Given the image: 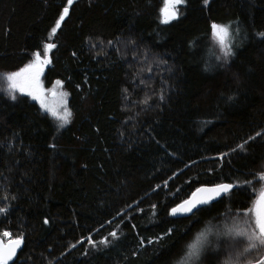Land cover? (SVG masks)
<instances>
[{
    "label": "trees",
    "instance_id": "16d2710c",
    "mask_svg": "<svg viewBox=\"0 0 264 264\" xmlns=\"http://www.w3.org/2000/svg\"><path fill=\"white\" fill-rule=\"evenodd\" d=\"M66 4L0 0V234L11 233L0 237L24 241L10 264H178L208 227L226 233L202 264L258 258L237 260L229 245L246 246L235 232L264 191V0H184L168 23L164 0H73L50 37ZM212 22L241 29L227 61ZM46 43L56 45L46 79L63 81L72 113L59 130L5 90L4 76L44 57ZM246 180L188 219L169 215L197 187ZM89 236L114 246L93 249Z\"/></svg>",
    "mask_w": 264,
    "mask_h": 264
},
{
    "label": "snow or ice",
    "instance_id": "6c2138e0",
    "mask_svg": "<svg viewBox=\"0 0 264 264\" xmlns=\"http://www.w3.org/2000/svg\"><path fill=\"white\" fill-rule=\"evenodd\" d=\"M209 0H203V3L207 5ZM184 3V0H164V7L161 9L162 21L164 23H168L170 20L176 19L179 15L176 10V6ZM73 4V0H67V4L63 7L62 12L59 15V18L55 20V25L51 28L49 32V36H53L57 33V30L61 27V22L65 19V17L69 14V7ZM211 35L214 38H218L221 51L223 52V58L225 61L230 56H233L235 53L232 50V43L225 42L226 38L229 41H235L239 33L241 31L238 22H231L229 24H217L212 22L210 24ZM260 37H264V32L257 33ZM111 43V42H109ZM56 45L54 43H46L43 45V50L45 52V56L42 59L40 53H35V58L29 63L24 64L18 70L7 73L5 79L8 83V94L9 98L15 100L17 97L15 95L16 92L19 93H27L29 96H32L33 99L38 100L42 108H47V104L45 103L44 93L45 90L40 80V76L43 72L44 66L51 63V60L48 58L47 53L54 49ZM205 70H208L207 67ZM57 85H63V81L57 80ZM55 95V93H53ZM61 96H66L67 93H61ZM163 93L160 94V99H163ZM234 98L232 96L226 97L227 101H232ZM147 103V99L144 101ZM51 111V109H49ZM53 115L60 121L57 130L63 128L65 125L70 123L71 118V110L67 108L66 104L62 113H57L53 111ZM257 136H260L261 133H256ZM249 140H252L253 137H249ZM244 143H247L245 141ZM55 147V145H52ZM244 144L237 145V149H243ZM236 149H233L235 151ZM226 155L222 153L221 156ZM252 176H257L256 173H250ZM264 181V172H260L258 178L255 182ZM254 181L246 180L243 183L237 182L233 183H216L212 184L208 182L207 184L202 185L201 187H197L195 191L191 193L188 199L182 200L180 203L176 204L174 207L170 209L169 215L173 217H181V218H190L187 214H192L193 216L197 211H200L201 208L198 206L208 205L210 202L216 200V198L221 197L222 194L228 193L230 190L234 188H243L250 187ZM164 184H167V181H164ZM157 188L160 186L157 185ZM7 199V197H5ZM14 199V197H13ZM255 209L248 210L249 212L254 211V219L250 216L248 220L244 221L245 227L242 229H237L235 232V236L243 237L244 240L247 241L246 246L242 248V250L235 251L239 242L234 241L229 245V248L232 250L231 255L235 257V259L239 260L241 257H245L247 254L252 252H256L258 258L254 260H248L247 264H264V191H261L259 194V199L255 202ZM155 208V205L152 206ZM195 210V211H194ZM7 208H0V214L6 213ZM119 215V213H117ZM198 222V221H197ZM44 224H48L49 221L47 218L43 220ZM135 228V225L132 226ZM173 229L169 228L166 233L161 236H157L154 238H146L148 245H153L155 241H159L164 238V236L171 234ZM231 232V229L227 230ZM219 234V233H218ZM3 237H10L11 233L8 231H4L2 234ZM109 236L115 239H118V233L116 231H112L109 233ZM87 243H89L93 249H96L98 245L104 246L107 248L109 245L114 246V240H109L108 237H102L99 241L92 240L91 237H86ZM23 243V233L21 232L15 239H8L7 242L0 240V264H9V261L13 260V257L16 256L17 249L21 247ZM80 243V241H77ZM145 246V238H141L138 242V247L143 248ZM71 247H75V245H71ZM133 255H137V252H133ZM154 255L158 258L160 256V252H154ZM187 257L189 259L201 258V250L198 247L190 248L187 253ZM207 258V257H204ZM209 264H214V262L210 259ZM218 264V261L216 262Z\"/></svg>",
    "mask_w": 264,
    "mask_h": 264
},
{
    "label": "rangeland",
    "instance_id": "374dc122",
    "mask_svg": "<svg viewBox=\"0 0 264 264\" xmlns=\"http://www.w3.org/2000/svg\"><path fill=\"white\" fill-rule=\"evenodd\" d=\"M180 5L181 4L176 6L177 11H178ZM163 7H164V5H163ZM225 42H231L232 43V49L237 48L236 47V45H237L236 40L235 41H229L228 38H226ZM41 58L43 59L44 57L41 56ZM42 74H43V76H42ZM42 74L40 76V80H41V83H42L43 88L45 90L44 99H45V103L48 106L47 108H42L40 105V102L38 100L33 99V97L29 96L27 93L16 92L15 95L28 97L32 101L36 102L38 104V106L40 107V109L44 113L49 114L53 119H55L58 123H60V121L56 118V116L53 115V111H55L57 113H62L63 109L65 107V104H66L67 108L69 109V106H68L69 93L65 89L64 84L62 86L57 85L56 84L57 80L55 82H53L52 84H49L47 79H46V76H45V71ZM5 76H4V79H5ZM5 82H6L5 90L8 93V91H7L8 83H7L6 79H5ZM62 92L67 93V95L61 96L60 94ZM53 93H55V95ZM49 109H51V111H49ZM255 207H256V204H255L253 209H255ZM252 212H253V215H255L254 211H252ZM225 233L226 232L222 231L219 227H208V228H205L204 230L198 232L195 239L191 243L189 249L192 247H198L201 250V258L200 259H196V258L189 259L186 255V257L184 259H182L178 264H202L203 261H206V259H208V256L211 253H216V251L218 250V248L220 247V245L222 243L221 240L224 238L223 235ZM204 257H207V258H204Z\"/></svg>",
    "mask_w": 264,
    "mask_h": 264
},
{
    "label": "water",
    "instance_id": "95a60500",
    "mask_svg": "<svg viewBox=\"0 0 264 264\" xmlns=\"http://www.w3.org/2000/svg\"><path fill=\"white\" fill-rule=\"evenodd\" d=\"M47 66H48V64L44 66V69H45ZM44 69H43V70H44ZM224 183H227V182H224ZM200 187H201V186H200ZM226 194H227V193L222 194L221 197H223V196L226 195ZM221 197L216 198V200L219 199V198H221ZM213 202H214V201H213ZM210 203H212V202H210ZM210 203H209V204H210ZM202 206H204V205H201V206H198V207H202ZM194 211H195V210H194ZM187 215H190V214H187ZM177 217H179V216H177ZM0 240H3V239L0 237ZM3 241H4V240H3ZM4 242H7V241H4ZM23 244H24V241H23L21 247H20L19 249H17L16 256L13 257V260H12V261H9V264L12 263V262L17 258L19 251H20L21 248L23 247Z\"/></svg>",
    "mask_w": 264,
    "mask_h": 264
},
{
    "label": "bare ground",
    "instance_id": "6f19581e",
    "mask_svg": "<svg viewBox=\"0 0 264 264\" xmlns=\"http://www.w3.org/2000/svg\"><path fill=\"white\" fill-rule=\"evenodd\" d=\"M49 65V64H48ZM48 68V66L43 70V72L42 73H44V71L46 72V69ZM42 76H43V74H42Z\"/></svg>",
    "mask_w": 264,
    "mask_h": 264
}]
</instances>
